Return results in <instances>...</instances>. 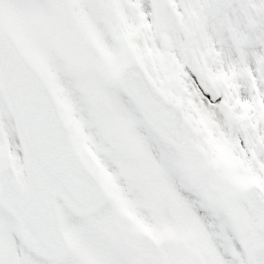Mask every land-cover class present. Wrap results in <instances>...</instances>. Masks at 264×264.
Returning <instances> with one entry per match:
<instances>
[{
	"label": "snow or ice",
	"instance_id": "obj_1",
	"mask_svg": "<svg viewBox=\"0 0 264 264\" xmlns=\"http://www.w3.org/2000/svg\"><path fill=\"white\" fill-rule=\"evenodd\" d=\"M0 264H264V0H0Z\"/></svg>",
	"mask_w": 264,
	"mask_h": 264
}]
</instances>
